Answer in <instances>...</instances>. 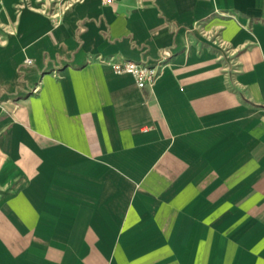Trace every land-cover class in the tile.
Here are the masks:
<instances>
[{
  "label": "crops",
  "instance_id": "obj_1",
  "mask_svg": "<svg viewBox=\"0 0 264 264\" xmlns=\"http://www.w3.org/2000/svg\"><path fill=\"white\" fill-rule=\"evenodd\" d=\"M75 1L0 41V264H264V0Z\"/></svg>",
  "mask_w": 264,
  "mask_h": 264
},
{
  "label": "rangeland",
  "instance_id": "obj_2",
  "mask_svg": "<svg viewBox=\"0 0 264 264\" xmlns=\"http://www.w3.org/2000/svg\"><path fill=\"white\" fill-rule=\"evenodd\" d=\"M75 2V0H17L7 5L9 2L0 0V41L10 39L13 33L17 31L18 26L20 27L26 24L25 21H23L25 20V13H38L42 17H46L51 22H54L59 19L60 9L75 4ZM120 3L124 4L127 2L120 0ZM6 5L8 7H6ZM8 9L13 16L6 15L9 12ZM230 20L237 22L239 26H246V28H249L251 24L250 21H246L232 12H218L208 20L197 21L193 24L185 33L186 41L198 43L201 47L205 45V43L210 44L213 48L216 49L217 47L221 51L224 46V43L221 45V39H219L222 30L221 25L226 27L227 25L225 24H227V22L230 24ZM166 56L165 60L159 61L160 65L165 66L169 59H171L172 54L168 52ZM160 57L161 54L150 64L154 65V63L160 60Z\"/></svg>",
  "mask_w": 264,
  "mask_h": 264
},
{
  "label": "built area",
  "instance_id": "obj_3",
  "mask_svg": "<svg viewBox=\"0 0 264 264\" xmlns=\"http://www.w3.org/2000/svg\"><path fill=\"white\" fill-rule=\"evenodd\" d=\"M110 2V0H106ZM167 52L161 53L158 62L151 65L145 62H135L126 60L122 57H110L107 61L116 74H129L133 77L138 88L142 89L150 86L162 70L163 66L159 61L166 59ZM162 58V59H161ZM30 63V60L26 61Z\"/></svg>",
  "mask_w": 264,
  "mask_h": 264
}]
</instances>
